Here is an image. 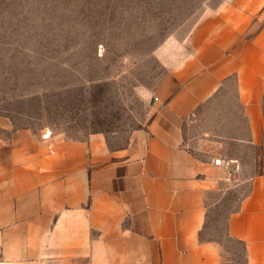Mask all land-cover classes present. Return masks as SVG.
Masks as SVG:
<instances>
[{"label":"crops","instance_id":"0c3cea01","mask_svg":"<svg viewBox=\"0 0 264 264\" xmlns=\"http://www.w3.org/2000/svg\"><path fill=\"white\" fill-rule=\"evenodd\" d=\"M215 1L155 51L153 119L125 148L0 123V264H228L200 234L207 192L234 181L248 192L226 237L264 264V0ZM231 84L242 127L219 105ZM202 118L205 159L185 138ZM246 156L258 171L240 179Z\"/></svg>","mask_w":264,"mask_h":264},{"label":"rangeland","instance_id":"374dc122","mask_svg":"<svg viewBox=\"0 0 264 264\" xmlns=\"http://www.w3.org/2000/svg\"><path fill=\"white\" fill-rule=\"evenodd\" d=\"M216 3L0 0V123L42 139L98 135L110 150L125 148L153 119V89L165 73L155 51L169 39L185 40ZM232 86L219 105L226 107L229 98L242 127ZM211 119L197 120L186 133L199 158L205 159L206 150L199 137L213 127ZM244 161L240 179L258 171L251 157ZM247 192L248 183L234 181L206 194L200 239L219 243L232 260L228 264H244L242 245L226 237L225 224Z\"/></svg>","mask_w":264,"mask_h":264},{"label":"water","instance_id":"95a60500","mask_svg":"<svg viewBox=\"0 0 264 264\" xmlns=\"http://www.w3.org/2000/svg\"><path fill=\"white\" fill-rule=\"evenodd\" d=\"M45 133V132H44Z\"/></svg>","mask_w":264,"mask_h":264}]
</instances>
